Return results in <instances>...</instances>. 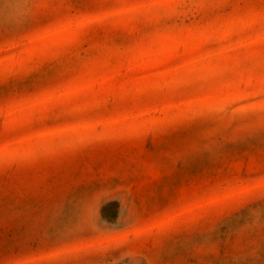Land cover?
I'll use <instances>...</instances> for the list:
<instances>
[{
    "label": "rangeland",
    "instance_id": "374dc122",
    "mask_svg": "<svg viewBox=\"0 0 264 264\" xmlns=\"http://www.w3.org/2000/svg\"><path fill=\"white\" fill-rule=\"evenodd\" d=\"M0 264H264V0H0Z\"/></svg>",
    "mask_w": 264,
    "mask_h": 264
}]
</instances>
